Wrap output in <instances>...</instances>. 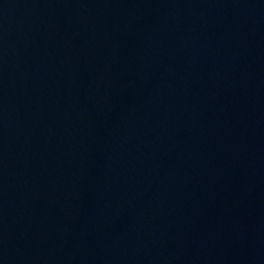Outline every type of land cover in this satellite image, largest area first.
Returning a JSON list of instances; mask_svg holds the SVG:
<instances>
[{
	"label": "water",
	"instance_id": "obj_1",
	"mask_svg": "<svg viewBox=\"0 0 264 264\" xmlns=\"http://www.w3.org/2000/svg\"><path fill=\"white\" fill-rule=\"evenodd\" d=\"M0 264H264V0H0Z\"/></svg>",
	"mask_w": 264,
	"mask_h": 264
}]
</instances>
